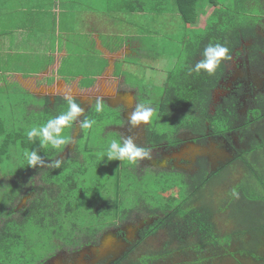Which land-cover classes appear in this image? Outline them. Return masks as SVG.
<instances>
[{
  "label": "trees",
  "instance_id": "16d2710c",
  "mask_svg": "<svg viewBox=\"0 0 264 264\" xmlns=\"http://www.w3.org/2000/svg\"><path fill=\"white\" fill-rule=\"evenodd\" d=\"M249 1L258 0H234L233 7L232 5L228 6L226 1L224 4H219L218 0H210L216 5L208 22L205 21L210 24L211 34L196 37L193 42L190 41L188 44L190 56L184 70L181 73L174 70L172 75L169 74L161 102L156 108L153 106L159 114L158 116H162L164 121L173 117L175 130L183 124L190 127L188 119L184 120L185 115L192 116L197 112L204 115L203 120L198 123L200 128H204L203 121L210 118L208 107L211 90L223 75L226 60L222 61L212 74L206 71H201L199 74L194 71L190 72L195 63L203 59V50L209 44L219 43L226 46L231 53L242 38L250 35L255 38V47H260L257 33L260 15H247L239 11L242 7L247 8ZM200 2L198 0H177L176 4L185 25H189L197 31L202 28L199 29V25L204 26V19L199 17L198 12ZM252 6L251 4L250 7L252 8ZM1 82H4L5 85L0 86V96L3 94L12 96L10 89L6 86L8 85L6 78H3ZM23 91L34 101L37 100L28 91L24 89ZM75 100L80 104L77 99ZM23 104L26 106L27 113L42 111L46 116L35 123L34 119H30V114H25V118L28 119L27 129L42 125L48 119L55 117L54 115H59L67 109V102L61 96H57L53 103L50 101L43 103L42 107H37L34 102L21 104L19 101H14V103L7 101L0 103V264H33L36 259L33 260L35 254L32 250L36 243H49L56 240L73 242L81 239L83 234L91 235L102 231L106 224L114 223L116 219L117 221L127 220L134 211L141 210L138 207L136 209L125 205L130 191L126 190L122 182L127 165L121 161L117 162V196L115 198L106 196L110 199L101 207L99 205V210L95 206H91L89 201L84 200L88 190L84 186V171L93 165L102 167L104 161H100L95 149L89 145L85 146L88 155L85 156L82 153L79 144L84 135L83 129H81L73 152L64 157L59 156V153L67 144L57 151L41 148L38 138L29 141L26 136L27 130L20 126L23 115L22 108L19 106ZM89 113L90 111L84 115L83 119L88 118ZM179 115L183 116L182 121L179 119ZM74 127L75 122H73L71 130ZM150 130L152 134L149 138L151 139L160 140L168 135L167 132H159L153 124H151ZM33 149L37 150L44 158V167L32 168L27 166L26 162L22 163L24 151ZM243 157L245 159L243 161L247 163L246 155ZM69 158L72 159L70 160V169L62 171L65 174L63 178L54 180L55 178L51 175L57 169L64 170V164ZM53 160H60L63 168L47 167ZM134 169L133 171H135ZM38 172L41 173V191H38L33 180ZM45 172L47 175H44ZM57 180H59L58 183ZM206 183L207 178H201L197 184L181 188L179 194L173 192L170 196H165L163 193H159L161 203L151 208L149 206L146 208L143 196L138 195L140 200L137 203H143L144 210L148 209V215L157 216L154 225L143 232V237L151 233L154 234L159 229H167L170 242L165 243L161 252L145 255L136 262L131 261V264H155L157 261H161L163 264H203L212 257L226 253L225 250L232 244L231 236H228V239L223 237L216 221V210L213 212L206 203H203L204 205L194 204L196 195H202ZM240 186L241 190L245 185L241 183ZM24 196L29 197L28 205L20 208L19 203ZM164 196L166 198H163ZM78 211L81 213L87 211L89 215H85L82 221L78 219L73 221L72 217L77 218ZM98 214L102 216L98 217ZM252 226L254 223L250 225V227ZM176 253H190L193 256L180 263L172 260ZM201 253L204 255L200 256ZM234 258L236 259V256Z\"/></svg>",
  "mask_w": 264,
  "mask_h": 264
},
{
  "label": "crops",
  "instance_id": "0c3cea01",
  "mask_svg": "<svg viewBox=\"0 0 264 264\" xmlns=\"http://www.w3.org/2000/svg\"><path fill=\"white\" fill-rule=\"evenodd\" d=\"M154 1L0 0V24L12 21L20 24L15 29L16 32L15 30L9 31L12 32L10 38L8 32L0 29V48H4V55L13 59L21 55L37 56L44 60L42 63L36 64L35 60L27 59L23 65L30 67L24 70L7 69L4 71L6 74L0 70V83L5 85L4 82H1L4 78L1 76L6 75V83L13 79V82L28 91L30 95L43 100L39 102L42 104L48 101L53 102L57 96L64 98L66 95H71L80 102L84 109V113L79 118L90 111V107L95 104L97 97H102L104 104L115 109L114 113L120 115L123 112L124 118L129 119L133 112L131 107L138 103V88L132 81H127L126 67L118 69L117 66L126 62L128 58H130L129 62L131 59L133 60L132 64H138L135 61L150 56L152 52L150 50V53L139 51V48L143 49L146 46L147 40L144 39L146 35L134 29L138 24L136 19L139 16L149 12L160 14L159 9H152L155 7ZM164 2L168 4L162 14L178 15L182 18L176 6L177 0H165ZM198 2H200L198 5L199 17L204 19V23L202 22L204 26L199 25V29L202 28L197 31L186 25L190 31L185 32L183 40L185 49L177 56L176 65L178 67L182 57L184 59V64L179 67L178 73L184 70L190 56V46L188 47L190 41L193 42L196 37L210 35L212 32L210 24L207 22L215 9V4L210 0H198ZM34 23L38 27L35 28ZM121 26L124 29L129 27L131 31L124 32ZM48 31L51 32L48 33ZM81 35L83 37H80ZM29 41L35 44L38 51L24 50V43ZM77 54H79L77 58L80 61H75L76 65L80 62L86 67L82 66L75 72L72 69L75 64L71 62L68 64L65 59ZM156 56H160V54H156ZM161 56H166V54H161ZM100 58L105 60L108 65L105 64L101 73L93 74V65ZM150 66L146 64V68L149 70L153 65ZM176 68L174 66L175 70ZM169 73L167 70L164 71L167 81ZM77 128L80 126L78 125ZM254 154L260 161L259 165H252L249 159L246 164H242L244 175L248 172L250 174V178L245 184L247 187L245 186L244 189L248 190L250 184L255 181L264 190V161H262L263 157L259 156L264 154V145ZM247 158L249 157L247 156ZM239 195L241 196L237 198V204H240V208L237 210L231 207L235 204V197L231 198L229 195L227 205H231L226 209V212L233 226L226 231L225 235L231 233L232 244L239 243V241L240 243H249V252L246 256L245 254L242 256L247 257L250 262L264 264V193L260 195L263 199L258 200L251 199L243 191ZM216 219V221H220L219 218L216 217ZM242 220L245 221V224H242ZM253 223L254 226L250 227ZM246 227L248 229H242ZM250 228L252 229L250 230ZM235 231L237 232L234 233ZM250 249L255 251L252 252ZM239 263L244 264L243 262Z\"/></svg>",
  "mask_w": 264,
  "mask_h": 264
},
{
  "label": "rangeland",
  "instance_id": "374dc122",
  "mask_svg": "<svg viewBox=\"0 0 264 264\" xmlns=\"http://www.w3.org/2000/svg\"><path fill=\"white\" fill-rule=\"evenodd\" d=\"M165 0H155L153 4L155 7H152V9L157 10L159 9L160 14H154V13H146L143 16H139L136 20L138 21V24L135 27V31H139L141 34H145L146 37H144L145 40H147L145 48H139V51L142 53H150V56L143 57V59L135 61L138 62V64H132V59L131 62H129L130 58L127 59L126 62H123L122 64H118L117 68L121 69L122 67L125 68V75L127 76V81H132L133 84H136L135 86L138 88L137 90V96L139 101H150L152 106H158L161 102V98L164 94L165 90V84L167 81V77L164 76V71L167 70L171 73L170 75L173 74L174 66L177 68L183 66L184 64V59L182 57V61L178 65H176V61L178 59L177 56L183 52L184 48V42L185 39V32L190 31V29L185 25V22L183 21L180 16L176 15H167V14H162L165 12V8L167 6V2H164ZM219 4H224L225 1L228 3V6L233 7L234 0H218ZM203 5V4H202ZM216 6V5H215ZM202 9V7H201ZM239 11L244 12V14L250 15V14H255V15H261L263 14V11L260 10L259 8L256 7L254 4L252 8H240ZM154 12V11H153ZM1 20V19H0ZM20 24L18 22H7V23H1L0 24V29L4 30L5 32H8L9 38L12 36V32L9 31H14L16 28H18ZM32 26V25H30ZM35 28L38 27L37 24L34 23L33 25ZM64 26V25H63ZM123 26V25H122ZM121 26V28H122ZM127 28V27H126ZM124 32H129V27L127 29L122 28ZM128 30V31H127ZM16 32V30H15ZM51 31H48V33ZM35 33V32H34ZM87 36V35H86ZM80 37H83L81 35ZM88 41V40H86ZM117 41V40H116ZM2 47V46H1ZM3 48V47H2ZM24 50L31 51L33 52L38 51L36 49V46L32 41L25 42L24 43ZM150 50V51H149ZM138 51V52H139ZM156 54H160V56H156ZM161 54H166V56H161ZM77 55L69 56L66 58V62H71L74 63L75 66L72 67L74 71L79 70L82 66L86 67V65H81L80 62L76 65L75 61H80ZM185 57V56H184ZM142 58V57H140ZM27 59H33L35 60L36 64L42 63L44 60L41 57L37 56H27V55H21L18 56L17 58L13 59L10 58L8 55H4V48H0V70H3V74H6L4 71L7 69L11 70H24L26 65H23L26 63ZM84 63L83 61H81ZM85 64V63H84ZM108 65L105 60L99 59V61L93 65L94 70L92 71L93 74H98L101 73L104 69L103 67ZM146 64L148 66L153 65L152 68L147 69ZM150 64V65H149ZM151 67V66H150ZM13 68V69H12ZM33 68V67H32ZM159 68V69H158ZM175 71L180 70L177 69ZM31 69V68H30ZM158 69V71H156ZM174 69V70H173ZM1 77L6 78V75H3ZM13 79H10L6 84L8 88L10 89L9 91L12 93V96H7L6 94H3L0 96V103H6L7 101L11 103H14L19 101L21 104L22 103H32L34 102L37 107L39 106H44L42 103H39L40 101L37 99L34 101L32 97L29 95L25 94L23 89L17 85L16 82H13ZM3 83V82H2ZM0 86H4L0 83ZM19 108H22V115L23 119L20 123V126H23L25 130L27 129V121L28 119L25 118V114H30L31 118L34 119L35 123L40 120L42 117H46L45 114H43L42 111H34V113H27L26 112V106L20 105ZM94 107H91L90 113L87 115L88 119H95L97 121V124L87 132L84 130V135L80 139V149L82 153L86 156L88 155L87 151L85 150V146L89 145L92 149H95L96 153L99 154L101 152H105L110 141L112 139H119L117 136L116 132L112 128V124L116 123L117 117L119 116V113H114L115 109L112 107H109L108 105L105 104V111L101 113H96L94 111ZM159 114L157 111L154 113V118L151 121V124L155 126V128L159 132H168L172 133L174 131V119L172 118H167L165 121L162 116H158ZM57 116V115H54ZM183 116L179 115V119H181ZM192 117V118H191ZM22 118V117H21ZM188 119L189 123H193V121L196 119L194 115H185L184 120ZM183 119H181L182 121ZM180 122V121H179ZM195 122V121H194ZM224 120L222 118H215L213 120V127L217 128L219 127ZM67 135L71 137V129L66 130ZM77 132V131H76ZM75 132V133H76ZM78 134V133H77ZM73 142L71 141V144L69 145V148L72 146ZM67 147L66 151L69 149ZM49 150H52L50 148H46ZM89 149V148H88ZM67 153L72 152V149H69ZM262 153V152H260ZM249 154V153H248ZM247 154V155H248ZM246 155V157H247ZM99 156V155H98ZM259 156H262V161H264V154H260ZM250 162L252 165H259V159L256 158V155L254 153H251L248 155ZM259 158V157H258ZM100 161L103 160L104 164L101 166L99 165H93L87 168L84 172V182L86 188L88 189L87 192L85 193V198L84 200L89 201L91 206H95L97 210L100 209L102 204H104L107 200L110 198H106V196L109 197H114L117 196V162L118 160H108L107 157L104 159H101L99 157ZM70 160H66L64 164V170L63 169H57L54 174L51 176L55 178H63L65 174H63L62 171H68L70 169ZM243 161V160H242ZM261 161V162H262ZM244 164H246L243 161ZM124 165H127V168L124 171V177L122 179V182L124 183V186L126 190L130 191L129 195L127 196V200L125 201L126 206H130L132 208L138 207V209H141L142 211H137L140 213V215L147 216V210H144V206L142 205L143 203L138 202L139 197L138 195L143 196V199L145 200L144 203L146 205V208L149 206V208L153 207L154 205H157L160 202L161 195L159 193H163L165 196H170L171 193L177 192V194L181 193V188H186L185 182L179 174H175L174 172H167V171H159V172H154L148 169H141L140 167L135 168L133 171V168L136 167V164H128L127 162H123ZM66 165V166H65ZM143 165V164H142ZM144 166V165H143ZM63 168V167H61ZM143 168V167H142ZM157 170V169H153ZM242 164H234L231 173L224 178V176H220L214 179V182L207 186L205 190L203 191L202 195L198 196L196 205H204L207 203L211 208L216 210L215 212L217 213V218H219L220 221H217L219 224V228L222 232V235L224 238L228 239V236H231V233L228 235L226 234V231L229 228H232L233 224L230 221V217L227 215V210L229 206L227 205V201L229 200V195L232 198V190L235 189L236 192L240 193V191L243 190L244 194L249 196L251 199H263L260 195L264 193V190H262L258 184L253 181L252 184H250L249 189H243L245 186L247 187L246 182L247 179L250 178L249 172L244 175L242 172ZM245 171V170H244ZM138 174H137V173ZM41 173L38 172L35 174L33 177V180L36 181V185L38 187V191H41L40 183H42L41 178ZM44 175H47L45 172ZM253 176V175H252ZM242 177V180L239 182L238 178ZM161 179V180H160ZM253 180L254 176H253ZM57 183L59 180L56 181ZM243 184L245 186H242L243 188L240 190L241 186L240 184ZM245 183V184H244ZM127 186V187H126ZM169 186V188H167ZM26 190V189H25ZM28 191V190H27ZM249 191V192H248ZM56 192V190H55ZM104 194V195H103ZM183 195V194H181ZM163 198H166V197ZM241 195H239L240 197ZM28 199L29 197L24 196L19 205L20 208L22 206L28 205ZM204 203V204H203ZM88 204V203H87ZM139 204V205H138ZM100 205V207H99ZM235 210L240 208V204H237V198H235V204L231 206ZM88 211V210H87ZM87 211L85 213H81L78 211L76 215H78L77 218H73V221L78 219L82 221V218L86 215L88 216L89 213L87 214ZM102 216L101 214H98V217ZM149 216V215H148ZM97 219V217H95ZM152 219L149 220L148 223H151ZM230 222V223H229ZM68 224V223H67ZM242 224H245V221L242 220ZM242 229H248L242 228ZM241 230V229H239ZM232 232V231H231ZM235 231L234 233H236ZM238 235V234H237ZM167 236L164 232H158L157 234H154L152 236H149L146 238L142 243H139L137 248L131 253L128 261H124V264H131V261L136 262L138 259L142 258L145 255H150L154 253H159L163 250L165 246V242L167 241ZM55 242H44V243H36L34 249L32 250L33 253L35 254L33 256V260L36 259V261L41 258L49 255L54 249H55ZM58 245V244H56ZM229 245V243H227ZM249 243H233L231 244L230 248L226 249V253H223L222 255H218L216 257L210 258V260H206L203 264H238L239 262H243L244 264H256L253 262H250L247 257H244L242 255L246 254L249 252ZM57 247V246H56ZM251 250V249H250ZM254 252L255 250H251ZM191 253V252H190ZM183 254V253H176L174 258L172 260L178 261L182 263L183 260H188L189 258H192V254ZM239 255H238V254ZM204 255L201 253L200 256ZM236 256V259L234 258ZM254 257V256H253ZM209 258V257H208ZM203 259V258H202ZM257 259V258H256ZM201 259L199 258V261ZM236 260V261H235ZM260 260V259H257ZM239 261V262H237ZM155 264H163L161 261H157ZM165 264V263H164Z\"/></svg>",
  "mask_w": 264,
  "mask_h": 264
},
{
  "label": "flooded vegetation",
  "instance_id": "af4514ba",
  "mask_svg": "<svg viewBox=\"0 0 264 264\" xmlns=\"http://www.w3.org/2000/svg\"><path fill=\"white\" fill-rule=\"evenodd\" d=\"M249 4H255L263 11L257 24L260 47H255V38L249 35L242 38L231 51V59L225 61L223 75L211 90L208 107L210 118L203 121L204 128L198 125L204 116L200 112L195 113V122L190 123V127L179 125L178 129L172 133L167 132L168 135L160 140L149 138L152 134L151 121L133 128L121 112L116 123L112 124L111 129H114L119 139L131 136L137 144L151 150V159L139 160L134 168L174 172L182 176L187 188L188 185L197 184L199 179L207 178L205 190L215 178L227 177L234 164H244L243 155L256 153L263 148L264 0L249 1L247 7L251 8ZM138 102L141 101L138 99ZM135 107L132 106L131 110L134 111ZM217 117L224 122L214 128L213 120ZM83 118L75 122L70 142L59 156L64 157L69 154V149L72 152L75 149L82 129L77 127ZM71 141L73 144L69 148ZM67 147L69 149L66 151ZM238 180L240 182L242 177ZM198 196L194 200L195 205ZM211 210L214 212L213 208ZM137 211L142 210L134 211L127 220L116 219L114 223L106 224L100 232L83 234L81 239L73 242L54 241L55 249L33 264H124L138 244L149 236L164 232L168 238L165 243L168 244L170 240L167 229H159L143 237V232L154 225L157 216H142ZM150 219L152 222L148 223Z\"/></svg>",
  "mask_w": 264,
  "mask_h": 264
},
{
  "label": "clouds",
  "instance_id": "9594fccd",
  "mask_svg": "<svg viewBox=\"0 0 264 264\" xmlns=\"http://www.w3.org/2000/svg\"><path fill=\"white\" fill-rule=\"evenodd\" d=\"M203 59L198 60L195 63L194 68L191 71L199 74L201 71H206L212 74L216 71L222 61L230 60V50L219 43L213 45L209 44L203 50ZM64 99L67 102V109L61 112L59 115L50 118L46 123L39 126H32L26 131V136L29 141L36 138L40 141L41 148H50L53 150H61L63 146L70 142V137L67 135L66 130L71 129L73 122H77L78 118L84 113L82 106L76 102L75 98L71 95H66ZM94 111L101 113L105 111V104L102 97H97L95 102ZM155 108L151 106L150 101H142L136 104L134 111L132 112L128 123L133 128L138 127L141 124H147L154 118ZM97 124L95 119L85 118L79 120V126L86 132L92 129ZM101 159L107 157L108 160H118L121 162H127L128 164H136L139 160L151 159V150L142 147L135 142L131 136L123 137L121 139H112L105 152L98 154ZM27 166L32 168L44 167L45 161L40 153L33 150H25L23 153V161ZM50 168H60L61 161L53 160ZM232 196L239 198V193L235 189L232 190Z\"/></svg>",
  "mask_w": 264,
  "mask_h": 264
}]
</instances>
